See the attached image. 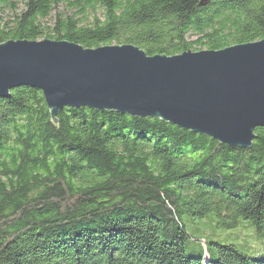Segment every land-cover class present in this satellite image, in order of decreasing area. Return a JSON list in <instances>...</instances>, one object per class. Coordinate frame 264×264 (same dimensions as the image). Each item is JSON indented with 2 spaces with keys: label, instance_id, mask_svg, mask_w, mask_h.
Returning <instances> with one entry per match:
<instances>
[{
  "label": "trees",
  "instance_id": "trees-1",
  "mask_svg": "<svg viewBox=\"0 0 264 264\" xmlns=\"http://www.w3.org/2000/svg\"><path fill=\"white\" fill-rule=\"evenodd\" d=\"M263 38L264 0H0V43L172 56ZM57 118L34 88L0 98V264H264V128L242 149L153 117ZM247 235L254 257L232 242Z\"/></svg>",
  "mask_w": 264,
  "mask_h": 264
},
{
  "label": "water",
  "instance_id": "water-1",
  "mask_svg": "<svg viewBox=\"0 0 264 264\" xmlns=\"http://www.w3.org/2000/svg\"><path fill=\"white\" fill-rule=\"evenodd\" d=\"M31 87L51 121L87 107L153 117L248 149L264 128V38L221 50L147 55L133 44L84 48L69 41L0 43V98Z\"/></svg>",
  "mask_w": 264,
  "mask_h": 264
},
{
  "label": "rangeland",
  "instance_id": "rangeland-1",
  "mask_svg": "<svg viewBox=\"0 0 264 264\" xmlns=\"http://www.w3.org/2000/svg\"><path fill=\"white\" fill-rule=\"evenodd\" d=\"M51 19H48V22H50ZM198 49V48H197ZM243 236V235H241ZM221 242H223V239L219 238ZM233 243H235L237 245V247L242 250V251H246V253L249 256H255V254L253 253V250H249L247 247L250 246L251 244H259V241H257L256 236L254 235H247L244 237H240L239 239L232 241ZM258 257H262V255H258Z\"/></svg>",
  "mask_w": 264,
  "mask_h": 264
}]
</instances>
